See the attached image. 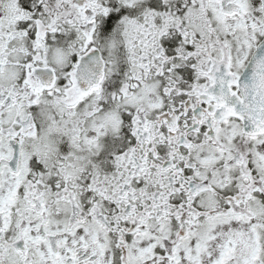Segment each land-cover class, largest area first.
Wrapping results in <instances>:
<instances>
[{
  "label": "snow or ice",
  "instance_id": "obj_1",
  "mask_svg": "<svg viewBox=\"0 0 264 264\" xmlns=\"http://www.w3.org/2000/svg\"><path fill=\"white\" fill-rule=\"evenodd\" d=\"M0 264H264V0H0Z\"/></svg>",
  "mask_w": 264,
  "mask_h": 264
}]
</instances>
